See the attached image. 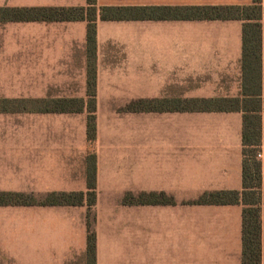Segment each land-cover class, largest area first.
Wrapping results in <instances>:
<instances>
[{
    "label": "crops",
    "instance_id": "crops-1",
    "mask_svg": "<svg viewBox=\"0 0 264 264\" xmlns=\"http://www.w3.org/2000/svg\"><path fill=\"white\" fill-rule=\"evenodd\" d=\"M96 7L249 6L252 0H95ZM264 6V0H261ZM87 0H0V9L79 8ZM236 20L102 21L97 13L95 139L87 110L0 113V264H87V158L95 156V264H241L242 205H197L203 194L242 191L241 111L182 112L183 100L244 96ZM87 23L0 20V65L16 94L0 100L87 101ZM33 87L25 90L24 82ZM16 95L15 97H9ZM139 100L173 102L130 113ZM260 162L264 191V19L260 51ZM82 193L79 206L50 194ZM170 204L126 205V195ZM264 264V206L260 212Z\"/></svg>",
    "mask_w": 264,
    "mask_h": 264
},
{
    "label": "trees",
    "instance_id": "trees-1",
    "mask_svg": "<svg viewBox=\"0 0 264 264\" xmlns=\"http://www.w3.org/2000/svg\"><path fill=\"white\" fill-rule=\"evenodd\" d=\"M102 21H214L236 20L242 27V71L245 99L183 100L176 101L182 112L241 111L242 126V191H224L203 194L197 205H242V258L241 264H260L261 226L260 212L264 206V191L261 188L260 162L256 159L260 146V51L261 21L264 6L261 0H252L249 6L226 7H96L95 0H87L86 7L79 8H30L22 10L0 9V20L23 22H76L87 23V46L89 54L87 72V101L83 100H0V113H67L75 114L87 110V138L95 139V71L93 55L97 13ZM173 102L139 100L128 105L124 112H157L173 107ZM95 156L87 158V264H95V234L92 228V208L95 205ZM84 201L82 193L50 194L41 202L48 206H79ZM126 205L170 204L164 195L137 197L126 195ZM32 197L0 193V205H31Z\"/></svg>",
    "mask_w": 264,
    "mask_h": 264
},
{
    "label": "rangeland",
    "instance_id": "rangeland-1",
    "mask_svg": "<svg viewBox=\"0 0 264 264\" xmlns=\"http://www.w3.org/2000/svg\"><path fill=\"white\" fill-rule=\"evenodd\" d=\"M11 65H0V97H6L7 94H16L18 88L20 89L22 86L18 85L15 78H10V76H15V73L5 70L9 68ZM25 90L29 87L32 88V81L24 82ZM16 95H12L9 97H15Z\"/></svg>",
    "mask_w": 264,
    "mask_h": 264
},
{
    "label": "built area",
    "instance_id": "built-area-1",
    "mask_svg": "<svg viewBox=\"0 0 264 264\" xmlns=\"http://www.w3.org/2000/svg\"><path fill=\"white\" fill-rule=\"evenodd\" d=\"M261 158H262V155H261L260 152H258L257 155H256V159H257V160H260Z\"/></svg>",
    "mask_w": 264,
    "mask_h": 264
}]
</instances>
